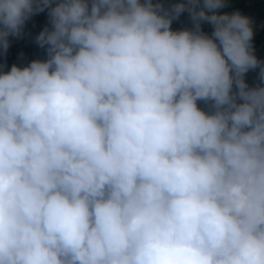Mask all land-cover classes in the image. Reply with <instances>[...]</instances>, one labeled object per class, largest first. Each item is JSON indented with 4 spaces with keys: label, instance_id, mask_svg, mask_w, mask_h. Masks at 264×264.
Returning a JSON list of instances; mask_svg holds the SVG:
<instances>
[{
    "label": "clouds",
    "instance_id": "9594fccd",
    "mask_svg": "<svg viewBox=\"0 0 264 264\" xmlns=\"http://www.w3.org/2000/svg\"><path fill=\"white\" fill-rule=\"evenodd\" d=\"M227 6L0 0V50L50 24L0 71V264H264V60Z\"/></svg>",
    "mask_w": 264,
    "mask_h": 264
},
{
    "label": "trees",
    "instance_id": "16d2710c",
    "mask_svg": "<svg viewBox=\"0 0 264 264\" xmlns=\"http://www.w3.org/2000/svg\"><path fill=\"white\" fill-rule=\"evenodd\" d=\"M166 4L174 3L176 0H164ZM221 12L240 11L243 15L250 17L253 21L254 37L253 45L258 58L264 60V0H228V6ZM191 23L187 13L173 21V30L190 27ZM44 27H50L47 10L32 16L25 25L19 37H9L10 45L5 52L0 50V71L10 70L13 64L24 67L34 59H45L46 48H41L36 43V36ZM203 30L211 32V26L207 23L202 25ZM257 73L251 71L247 74V80L251 84L255 81ZM203 106V105H201Z\"/></svg>",
    "mask_w": 264,
    "mask_h": 264
}]
</instances>
